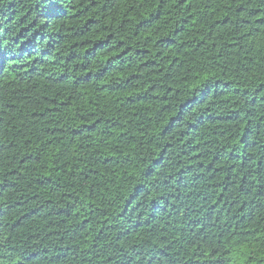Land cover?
I'll list each match as a JSON object with an SVG mask.
<instances>
[{
	"label": "trees",
	"instance_id": "16d2710c",
	"mask_svg": "<svg viewBox=\"0 0 264 264\" xmlns=\"http://www.w3.org/2000/svg\"><path fill=\"white\" fill-rule=\"evenodd\" d=\"M0 264H264V0H0Z\"/></svg>",
	"mask_w": 264,
	"mask_h": 264
}]
</instances>
